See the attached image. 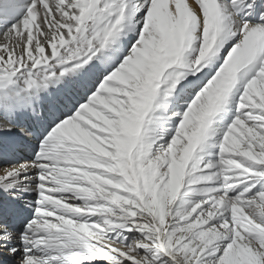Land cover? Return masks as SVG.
Masks as SVG:
<instances>
[{"label": "snow or ice", "instance_id": "snow-or-ice-1", "mask_svg": "<svg viewBox=\"0 0 264 264\" xmlns=\"http://www.w3.org/2000/svg\"><path fill=\"white\" fill-rule=\"evenodd\" d=\"M0 264H264V0H0Z\"/></svg>", "mask_w": 264, "mask_h": 264}, {"label": "bare ground", "instance_id": "bare-ground-1", "mask_svg": "<svg viewBox=\"0 0 264 264\" xmlns=\"http://www.w3.org/2000/svg\"><path fill=\"white\" fill-rule=\"evenodd\" d=\"M0 42H2V40H0Z\"/></svg>", "mask_w": 264, "mask_h": 264}]
</instances>
